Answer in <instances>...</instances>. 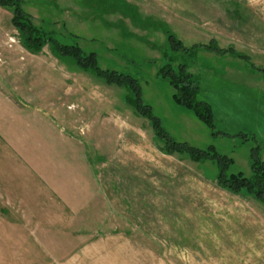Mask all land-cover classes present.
Wrapping results in <instances>:
<instances>
[{"label": "rangeland", "instance_id": "1", "mask_svg": "<svg viewBox=\"0 0 264 264\" xmlns=\"http://www.w3.org/2000/svg\"><path fill=\"white\" fill-rule=\"evenodd\" d=\"M23 2L35 24L46 23L64 41L95 52L101 68L134 76L143 102L173 139L212 145L233 159L232 170L245 175L249 153L264 160V56L219 51L206 39L178 33L174 37L187 50L175 51L157 23L126 0ZM9 17L0 8V264H235L242 248L258 250L248 244L253 239L264 247V206L249 196L224 195L213 184L205 196L170 199V208L160 198L147 205V225H172L160 232L175 244L107 243L104 227H42L59 210L57 196L69 204L64 193L76 186L75 159L95 162L119 152L126 157L139 139L147 148L156 141L147 120L123 103L122 89L58 59L47 45L39 53L26 51ZM66 33L76 37L69 40ZM165 63L185 64L196 79L197 99L211 108V128L171 101L166 79L155 75ZM90 91L97 105L82 95ZM122 126L128 129L127 145H121ZM192 165L199 173L208 166L212 175L208 162L203 170ZM233 206L242 210L235 226ZM263 252L252 263L264 264Z\"/></svg>", "mask_w": 264, "mask_h": 264}, {"label": "crops", "instance_id": "2", "mask_svg": "<svg viewBox=\"0 0 264 264\" xmlns=\"http://www.w3.org/2000/svg\"><path fill=\"white\" fill-rule=\"evenodd\" d=\"M126 1L141 8L144 17L151 18L156 25L164 24L172 34L203 38L207 42L216 43L224 52L230 50L240 52L244 57H247V54L264 56V0ZM95 93L90 91L82 95L90 96V100H94L97 105L98 98ZM106 100L108 101L107 97ZM121 129L123 130L121 145H127V141L123 139L128 129H124L123 126ZM151 143L152 145H148L147 148L145 140L139 139L137 148L126 157L124 154L121 156L119 152V155L98 156V161L95 162L87 158L85 160L83 156L75 159L73 166L76 172L71 180L77 187H72L64 193L68 196L69 204L64 201L66 196L62 201L61 196H57L60 202L59 210L45 220L42 227L56 225H60L61 228L104 227L107 229V243L138 246L146 243L175 244L177 241L166 237L167 232H160V228L167 229L172 225L152 224L154 228L147 225L145 222L147 212H150L147 211L148 204L155 205L160 198V204L163 201L164 205L169 207L170 199L178 196L184 199L205 196L209 193L211 184L224 195L238 196L214 184L206 172L207 164L198 165L188 159H179L175 155L162 153L153 142ZM182 160H188L190 164H185ZM191 163L201 170L206 166L205 172H195ZM157 175L159 182L156 180ZM175 202L177 201L174 200L173 203ZM70 206L72 207L69 208ZM168 207L166 208L169 209ZM156 209L157 207L153 206V211ZM232 211L235 226L239 224L242 210L233 206ZM28 217L29 214H25V223ZM153 218L155 220V214ZM250 223L253 226L252 221ZM24 226L28 227L26 224ZM117 228H121L122 231H115ZM150 228H153V231H150ZM42 237L46 238L47 235ZM256 242L258 241L253 239L248 244L256 245L258 250H252L248 246L242 248L239 258H235V264H254L253 260L260 256V253H257L264 249ZM261 254L264 255V252Z\"/></svg>", "mask_w": 264, "mask_h": 264}, {"label": "trees", "instance_id": "3", "mask_svg": "<svg viewBox=\"0 0 264 264\" xmlns=\"http://www.w3.org/2000/svg\"><path fill=\"white\" fill-rule=\"evenodd\" d=\"M23 5V0H0V8L10 13L9 23L17 31L18 40L26 51L39 53L47 45L50 52L58 59L71 61L77 69L100 79L105 85H114L122 89L123 102L131 107L135 114L147 120L159 151L175 155L179 159L186 158L198 165L208 162L213 168L210 178L217 187L239 196H249L264 206V160L249 153L248 175H245L241 171L232 170L233 159L226 154L218 153L212 145L198 147L186 141L173 139L160 126V120L152 113L151 106L143 102L140 83L134 76L115 69L101 68L97 64L95 52L84 50L75 40L64 41L63 37L50 29L46 23L35 24ZM155 29L164 35L171 49L187 50V47L183 46L164 24H160ZM66 34L67 38L76 37L71 33ZM197 46L204 49L203 47L208 45L200 43ZM215 48L219 51L224 50L217 46ZM155 75L166 79L171 88L170 99L174 104L191 112L206 127H212L210 105L197 99L196 79L186 71L185 64L178 63L173 67L170 63H165L158 66Z\"/></svg>", "mask_w": 264, "mask_h": 264}]
</instances>
